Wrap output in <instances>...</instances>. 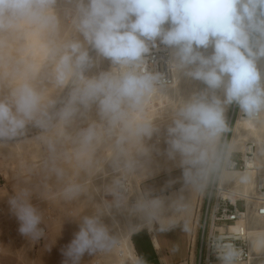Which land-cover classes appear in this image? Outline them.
Segmentation results:
<instances>
[{"label": "clouds", "instance_id": "obj_1", "mask_svg": "<svg viewBox=\"0 0 264 264\" xmlns=\"http://www.w3.org/2000/svg\"><path fill=\"white\" fill-rule=\"evenodd\" d=\"M75 3L62 34L57 0H0V149L25 142L41 149L36 164L17 161L19 177L41 180L39 185L22 183L6 199L8 212L18 233L35 244L45 236L41 211L33 203L37 189L41 197L54 190L66 202L86 201L92 208L71 220L79 230L60 249L62 264H84L86 256L117 258L126 236L183 214L185 193L203 192L230 167L227 106L236 103L241 122L264 128V82L258 68L264 59V0ZM76 33L83 42L74 38ZM32 37L39 38L43 64L33 59ZM158 38L175 49L171 83L147 67L145 57ZM86 45L111 61L110 71L84 75L94 64ZM209 47L213 52L206 57L200 49ZM181 72L207 89L187 101L173 100L166 89L176 88ZM66 88V98H54ZM219 89L223 100L216 95ZM155 100L166 103L150 116ZM93 105L99 122L89 116ZM169 110L167 157H179L181 187L169 191L177 183L170 180L158 192L144 188L133 195L135 182L144 184L154 174L144 140L159 131L154 121ZM78 120L87 121V127H79ZM30 126L38 130L35 135H29ZM98 177L104 181L99 186L94 183ZM238 179L249 181L247 174ZM209 246L219 264H241L243 250L234 243L218 237ZM250 247L264 253V233L253 236ZM134 264L145 262L137 257Z\"/></svg>", "mask_w": 264, "mask_h": 264}, {"label": "rangeland", "instance_id": "obj_2", "mask_svg": "<svg viewBox=\"0 0 264 264\" xmlns=\"http://www.w3.org/2000/svg\"><path fill=\"white\" fill-rule=\"evenodd\" d=\"M84 2L85 5H87L88 0H84ZM75 9V0H57V4L54 6V11L60 20L62 34L69 29L70 17L75 14ZM74 38H78L83 42V36L79 33H76ZM30 43L32 44L31 51L34 53L33 59L36 62L43 64L45 57L39 47V38L32 37ZM86 47L89 51L90 57L94 61L93 67L86 70L84 73L87 78H92L94 76H98L101 72H108L111 70L112 64L110 60L99 57L95 50H93L90 46L86 45ZM200 51L207 57L212 54L213 49L209 47L207 50L200 49ZM262 65H264V59L258 61V66ZM193 67L194 66H190L185 71L192 70ZM180 74L181 77L177 87L175 89H170V91L169 89H166L167 94L173 100L179 101L182 99L187 101L193 94H198L203 89H207V85L202 81L187 77L183 74V72ZM45 86L50 87L47 83H45ZM52 91H50L49 94H52ZM68 91L69 89L66 88L63 92H58L54 98L62 100L66 98ZM216 95L223 100V89L217 90ZM165 103L166 101L155 100L149 109V115H155ZM59 106L60 105L58 104L57 107ZM240 111L241 110L236 103L227 106L225 111L226 120L229 124V131L225 134V140L233 147L231 157L239 159L244 147L243 144L250 141L256 144L257 150L255 153L256 156H260L263 148L260 143H264V128L257 129L255 133L250 132V134L249 132L239 130V132L234 135L235 126L239 119L243 117L240 115ZM89 116L92 120L99 122L96 105H93ZM154 123L159 128V131L154 133L150 139L145 138L144 143L146 147L151 150L150 167L154 173L153 175H156L179 167V157L177 156L174 161L169 160L167 157V127L172 123L170 110L164 113L160 118L156 119ZM77 124L81 128L87 127V121L78 120ZM37 131L38 130L31 128V126L29 127V135H35ZM40 154L41 149L39 145L34 142H25L21 145L0 149V264H62L64 258L60 249L70 243L73 238V234L79 230L77 223L71 220L75 216L87 214L92 211L91 205L86 201L78 200L66 202L58 195L54 194V190L51 189L50 190L53 194L41 197L39 189H37L33 194V203L37 204L41 211V227L45 229V236L38 243H27V241L17 231L18 223L15 218L9 214L6 199L15 194L21 187L22 183L39 185L41 180L39 176L19 177L16 172V165L20 158L30 159L33 164H36L39 161ZM256 164L259 170H257L251 178H249L247 183L251 188L255 186L257 176L264 174V163L259 161ZM106 170L109 172L111 171L109 168H106ZM220 177L221 181H225L224 184L241 188V183L238 179L239 174L224 172ZM71 178L74 179L75 177L73 176ZM103 182L104 181L100 177L94 181L97 186ZM137 182L138 181H136L135 184ZM209 185L203 191L204 193L202 192L200 195L203 201ZM132 194H135L134 187L132 189ZM238 207L242 209V203H239ZM105 222L108 223L109 221L106 220ZM244 223L248 231L264 233V218L255 216L252 207L249 208L248 216ZM195 224L196 229L195 227H191V246L184 264H193L194 261V239L195 230L197 231L198 220ZM8 231L13 233L12 236H8ZM133 234L126 236L124 240H127L126 242L130 244L129 240ZM193 234L194 238H192ZM131 242L134 245L136 253L144 260L145 264H159L156 260L155 252L153 251L154 244L146 232L136 234ZM252 250L253 255L257 257V259L259 258L257 260V264H264V253H261L254 248H252ZM100 259H102V264H104L105 261H111V263L116 261V258H113L114 260H112L111 257H101ZM94 260V257L90 258L86 256L84 264H96Z\"/></svg>", "mask_w": 264, "mask_h": 264}, {"label": "built area", "instance_id": "obj_3", "mask_svg": "<svg viewBox=\"0 0 264 264\" xmlns=\"http://www.w3.org/2000/svg\"><path fill=\"white\" fill-rule=\"evenodd\" d=\"M164 27L167 28L168 25ZM155 45L152 47L150 44V52L145 57L148 70L161 74L167 82L171 83L173 73L170 70V64L174 53L171 48L163 45L159 38L155 41ZM258 68L262 73V82H264V65ZM240 115L243 116L241 111ZM244 147L245 152L241 153L239 159L231 157L228 172L244 171L243 155L252 157L257 150L252 142L245 143ZM239 203H242V209L238 207ZM251 207L255 216L264 218V176L259 175L256 179L254 193L251 196L244 195L240 188L221 184L220 177L211 182L204 201L199 207L193 264H219L209 246L210 241L218 237L225 238L226 241L234 243L243 250L241 264H257L258 259L253 255L248 238L241 231L230 230V225L246 220ZM121 257L118 255L112 264H130L127 260H121Z\"/></svg>", "mask_w": 264, "mask_h": 264}, {"label": "crops", "instance_id": "obj_4", "mask_svg": "<svg viewBox=\"0 0 264 264\" xmlns=\"http://www.w3.org/2000/svg\"><path fill=\"white\" fill-rule=\"evenodd\" d=\"M182 171L180 167H176L149 177L144 181V184L138 181L134 184V191L136 193L146 188L154 189L158 192L159 189L163 188L170 180H175L177 183L174 184L169 191L178 190L181 187ZM201 194L202 192H186L185 201L187 208L183 214L177 216L171 222L164 220L145 224L137 233H134L129 242L136 256L139 257L131 241L136 234L146 232L154 244L153 251L155 252V257L159 264H184L191 246L190 235L192 234V228L195 227L196 229L195 223L198 220L199 207L203 201L200 196ZM196 232L195 230V236ZM192 238H194V234Z\"/></svg>", "mask_w": 264, "mask_h": 264}, {"label": "bare ground", "instance_id": "obj_5", "mask_svg": "<svg viewBox=\"0 0 264 264\" xmlns=\"http://www.w3.org/2000/svg\"><path fill=\"white\" fill-rule=\"evenodd\" d=\"M172 49V51H173V53H174V49L173 48H171ZM180 77H181V74L179 73L178 74V77H177V79H178V82L180 81ZM177 85H178V83H177ZM177 85H176V87H177ZM169 89V91H170V89H172V88H168ZM167 89V90H168ZM203 89V88H202ZM204 91V89L201 91V92H203ZM173 96V95H172ZM241 119H239V121L237 122V124H236V126H235V130H234V135L235 134H237L238 132H239V130H243L244 132H249V134H250V132H253V133H255L256 131H257V129L256 128H253L252 126H250V125H248V124H245V123H243V122H241L240 121ZM261 131V130H260ZM262 132V131H261ZM257 139V138H256ZM251 142V141H250ZM245 143H247V142H245ZM245 143L243 144L244 146H245ZM253 143V142H252ZM255 144V143H254ZM259 144V143H258ZM260 144H262V150H261V153H260V156H256V153L254 154L253 153V155H252V157H249V156H246V155H243V160H244V167H245V170L244 171H233V172H228V171H225L226 173H237V174H247L248 175V177L249 178H251L253 175H254V173H256V171L257 170H259L258 168H257V164L256 163H258L259 161L260 162H263L264 163V143H260ZM256 145V144H255ZM257 147V146H256ZM261 149V148H260ZM243 151L245 152V147H243V150H242V153H243ZM260 151V150H259ZM262 160H261V159ZM259 176V175H258ZM258 176H257V178H258ZM261 176H264V174L263 175H261ZM220 182H221V184H224V182L225 181H221V177H220ZM247 185V186H246ZM254 187L255 186H253L252 188L246 183V184H241V191H242V193L244 194V195H246V196H251L253 193H254ZM245 221H243V222H238V223H236V224H232V225H230V230L231 231H241V233L243 234V235H245L247 238H248V240H249V242H250V240H251V238L253 237V236H255L256 234H258V233H261V232H256V231H248L247 229H246V225H245V223H244ZM136 233V232H135ZM12 232L11 231H8V236H12ZM195 239H196V236H195ZM127 240H123V244H122V248L120 249V253H122V257H121V260H127V261H129L130 262V264H134V261L136 260V258H137V256H136V254H135V252H134V250H133V247H132V245H131V243L129 244L128 242H126ZM130 241V240H129ZM195 243V242H194ZM251 249H252V247H251ZM253 251V250H252ZM119 255V254H118ZM118 257V256H117ZM101 257H97L95 260H94V262H96V264H102V259H100ZM259 259V258H258ZM112 260H114L113 258H112ZM104 264H112L111 263V261H105L104 262Z\"/></svg>", "mask_w": 264, "mask_h": 264}]
</instances>
